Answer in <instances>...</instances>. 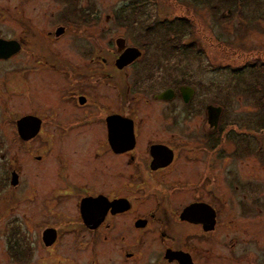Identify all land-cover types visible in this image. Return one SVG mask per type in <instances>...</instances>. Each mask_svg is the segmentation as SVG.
I'll return each mask as SVG.
<instances>
[{"label":"flooded vegetation","instance_id":"af4514ba","mask_svg":"<svg viewBox=\"0 0 264 264\" xmlns=\"http://www.w3.org/2000/svg\"><path fill=\"white\" fill-rule=\"evenodd\" d=\"M198 1L208 29L231 24L248 34L264 27V0H189V10ZM136 2L105 15L102 31L155 27L134 10ZM100 17L98 0H0V191L31 189L43 246L77 240L68 254L75 261L139 264L148 255L150 264H200L195 251L211 250L221 233L222 190L238 186L226 174V89L220 84L219 101L200 99L216 87L212 82L202 86L173 71L169 62L178 56L147 53L179 48L163 37L177 18L158 21L162 39L138 45L122 36L99 38ZM212 38L220 46L234 43L222 33ZM130 48L140 55L121 61ZM48 85L54 93L31 108ZM27 117L39 121L30 139L18 124ZM21 151L40 152L31 154L30 176ZM47 230L54 237L48 246ZM83 243L95 254L87 256Z\"/></svg>","mask_w":264,"mask_h":264},{"label":"rangeland","instance_id":"374dc122","mask_svg":"<svg viewBox=\"0 0 264 264\" xmlns=\"http://www.w3.org/2000/svg\"><path fill=\"white\" fill-rule=\"evenodd\" d=\"M128 1L135 0H98L101 14L99 38L122 36L129 38L132 44L139 45L144 38L162 39L163 32H160L161 27H157L160 25L158 21L177 18V23H168L169 25L165 26L166 28H175L171 30L172 36L169 31L165 35L167 34L170 40L173 39V41H169L170 43L181 41L178 42L179 48L157 53L155 47H148L147 53L178 56L179 59L169 62L175 66L173 71L182 73L187 78L192 75L195 83L202 84V86H205L207 82H212L216 87L212 88L210 92L203 90L200 93V99L219 101L225 95L219 91V86L222 84L227 93L224 104L228 108L227 118L230 123L237 122L241 125L250 121L252 124L259 118L257 108L250 104L252 100L248 93H245L244 89H242L244 92L240 90L238 93L233 90L231 77L235 75L234 69L237 67L254 64V61L257 60L260 63H257L256 67L264 70L262 67L264 66L263 26H257L255 31H250L248 34L246 30H235V25L231 24H227L223 30L208 29V17L199 1L195 9L191 11L188 7L189 0H136V4H140L138 5L140 7L134 10L146 19L144 22H152L155 27L144 31L145 26L140 25L126 29L116 26L112 29L113 35L108 27V30L103 32L102 29L106 28L105 24L109 23L105 19V15H111ZM35 17L38 18L37 15ZM181 24H185L186 27L183 30H177ZM108 26L111 28L113 25L109 24ZM220 33L224 34V38L234 43L231 46L218 45L212 40V36H219ZM180 44L183 45L180 46ZM225 67H227L226 70ZM246 78L248 81H252L248 76ZM258 80L264 84V80ZM42 88L43 90L37 93L33 99L31 97V108L43 103L45 97L54 93L52 85ZM4 121L5 126L2 132L8 134L9 126L6 124L8 122L6 119ZM253 128L256 133L238 125H228L227 127V135L230 138L224 145L228 153V172L226 171V174H229L228 179H236L234 182L238 186L229 185L227 189L222 190L227 199V212L226 215L222 213L223 217L219 225L221 233L215 234L216 240L211 245V250L207 248L195 251V258L200 260V264H264V164L258 153L246 154L240 151L245 146L253 149L258 145L259 148H264V137H262L264 130L260 132L261 128ZM239 140L241 143L236 148L235 144ZM38 152L31 153L30 151L25 156V153L21 151V155L25 159L24 162L28 163L26 172L29 176L31 174V154L34 156ZM262 154L264 155V153ZM38 199L35 202L36 205ZM241 203L244 204V215H241ZM46 206H49L47 213L53 210L51 204ZM41 208L47 207L42 206ZM32 210L34 208L31 204V189L10 191L5 188L0 191V264H88L90 262L87 257L84 258V261L70 259L68 254L77 251V249L72 250L76 245L79 247L77 240L71 238L61 239L52 250L46 249L40 239V227L43 223L40 222L39 216L31 215L33 214ZM50 222L49 220L45 224ZM222 235H225V238ZM112 245L109 243L100 246L109 249L113 247ZM125 245V249H128L129 246ZM149 245L147 243L145 246L148 251L153 250V247ZM83 246L90 247L86 251V255L89 256V253L92 252V244L85 245L83 243ZM151 260V257L145 255L139 264H150ZM130 262L135 264L134 261ZM118 263L121 264L120 261L111 262L105 259L100 262V264Z\"/></svg>","mask_w":264,"mask_h":264},{"label":"trees","instance_id":"16d2710c","mask_svg":"<svg viewBox=\"0 0 264 264\" xmlns=\"http://www.w3.org/2000/svg\"><path fill=\"white\" fill-rule=\"evenodd\" d=\"M185 27H186L185 24H181L179 28L180 30H183ZM169 33L172 36L173 32L171 30H169ZM163 37L165 39L168 38L167 34L163 35ZM180 46L182 45L180 44ZM257 63H260V61L259 60L254 61V64L243 66L241 68L237 67L236 69H234L236 71L234 72L235 75L231 77V79L233 80V84H232L233 90H235L237 93L240 92V90L241 92L245 91V93H248V95L250 96L252 100L250 104L251 106L253 104L257 108L259 112V116H258L259 118L256 121H254L252 124L250 121H247V124H241V125H239L237 122L230 123V121H228V125H234V126L238 125L239 127H243L245 130L252 131V132H255L253 127L261 128L260 132L264 130V84H261L260 82H258L259 81L258 79L264 80V70L260 69V67H256ZM262 67L264 68V66ZM244 72H245V76H244ZM246 76L251 78L252 81H248ZM253 80H255V82H253ZM242 89H244V91ZM262 137H264V131L262 132ZM240 143L241 141L239 140L238 143L235 144L236 148L240 145ZM241 151L246 154L248 153L257 154L258 153L259 157L261 156V162L264 164V155L262 154L264 153V148L262 147L259 148L258 145L257 147H253V149L245 146L243 147Z\"/></svg>","mask_w":264,"mask_h":264},{"label":"water","instance_id":"95a60500","mask_svg":"<svg viewBox=\"0 0 264 264\" xmlns=\"http://www.w3.org/2000/svg\"><path fill=\"white\" fill-rule=\"evenodd\" d=\"M129 53H124L123 56L120 58L121 61H124V59H128L129 60H133L135 57L140 55V52L138 51V49L136 48H130L128 49ZM161 98V97H160ZM211 111H213V108L210 109ZM213 119V124L217 125V121H218V116ZM19 131L21 134L25 135V137L27 139L31 138V135H34L38 129L39 126V121L37 119H33L31 117H27V118H23L19 121ZM14 180V177H13ZM43 242L45 243V245H51L54 242V237L51 235H49V230L45 231L43 234Z\"/></svg>","mask_w":264,"mask_h":264}]
</instances>
